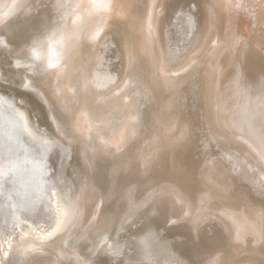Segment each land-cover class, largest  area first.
Returning a JSON list of instances; mask_svg holds the SVG:
<instances>
[{
	"label": "rangeland",
	"instance_id": "rangeland-1",
	"mask_svg": "<svg viewBox=\"0 0 264 264\" xmlns=\"http://www.w3.org/2000/svg\"><path fill=\"white\" fill-rule=\"evenodd\" d=\"M107 1L9 0L0 15V96L50 139L32 148L48 177L78 175L51 264H148L150 241L173 264H264V188L249 178L264 163L225 124L264 81V0Z\"/></svg>",
	"mask_w": 264,
	"mask_h": 264
},
{
	"label": "bare ground",
	"instance_id": "bare-ground-1",
	"mask_svg": "<svg viewBox=\"0 0 264 264\" xmlns=\"http://www.w3.org/2000/svg\"><path fill=\"white\" fill-rule=\"evenodd\" d=\"M5 1L6 0H0V3ZM8 1L9 0L4 3L3 8L0 10V15H10L16 9H13L12 4L8 5ZM107 2H109V0ZM159 15H161V13ZM192 18V16L185 14L179 18L181 21V28L184 32L192 31L194 27ZM202 33L204 32H201V34ZM158 34H160V32ZM60 38H62L61 41L58 40L55 46H57L59 41H63L64 38ZM160 38L162 37L159 36V40ZM197 42H199V40ZM97 49H99V47ZM163 50L165 51L166 49ZM55 52H57V50L53 48L52 53ZM165 57L167 56L165 55ZM95 68L96 67H94V69ZM107 69L108 68H106V70ZM97 70L98 69L93 72ZM98 72H96V77H99ZM106 73L105 75H107ZM93 74L94 73H92V75ZM107 78H110V76ZM96 80L98 81V78ZM110 82L111 81H109V83ZM247 85L245 87H247ZM244 94L240 93V96H244ZM241 99L243 98L241 97ZM237 104L240 105H237L238 107H236L237 109L234 111L233 117L229 119V122H227L226 119L225 124L236 128L241 133V136H243V139L247 140L251 145L258 160L264 163V81L257 89L244 96V100L241 103ZM29 113L15 100V98L0 96V196L3 197L1 203L4 206L0 212V264H8L11 256L22 257V259L27 261V264H51L54 256L57 255V253H61L63 250V248L62 250L59 249L60 242L62 244L64 240L63 238V240H61V236L71 227L70 225H73L72 221L76 214L74 203V198L76 197L73 198V187L78 180V175L71 168L70 172L66 170L62 174L59 173V170V177L56 179H50L48 177L47 168L43 165L41 159L34 156L32 148L36 146L40 151L46 152L50 150L51 141L47 138V134L45 135L43 131L38 130L37 126L34 125L35 123L33 124V120L31 121ZM61 156L65 159L64 155L61 154ZM239 168H241V166ZM61 169L63 170V167ZM249 178H251V181L259 188H264V176L262 177L261 174L258 176L250 174ZM7 179H9L10 186L3 189L4 185H6L5 180ZM258 231L260 230L258 229ZM148 238L149 237H147V239ZM146 243L153 255H149L148 258L146 257L148 262L151 260L148 264H173L176 261L177 256L175 257V255H173L174 251L171 252V249L166 246L168 243H165L166 245L163 244L164 242L162 244L154 241ZM143 249L141 250L143 251ZM147 252L149 251L147 250ZM139 254L141 255L142 253ZM144 254H146V251ZM59 257L61 259V256Z\"/></svg>",
	"mask_w": 264,
	"mask_h": 264
}]
</instances>
